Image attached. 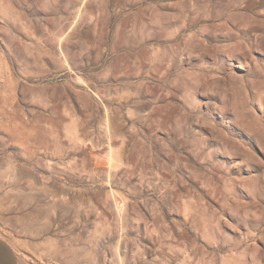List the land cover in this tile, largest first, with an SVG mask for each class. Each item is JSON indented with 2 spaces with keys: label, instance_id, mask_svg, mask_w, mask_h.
Segmentation results:
<instances>
[{
  "label": "rangeland",
  "instance_id": "rangeland-1",
  "mask_svg": "<svg viewBox=\"0 0 264 264\" xmlns=\"http://www.w3.org/2000/svg\"><path fill=\"white\" fill-rule=\"evenodd\" d=\"M0 235L264 264V0H0Z\"/></svg>",
  "mask_w": 264,
  "mask_h": 264
},
{
  "label": "crops",
  "instance_id": "crops-1",
  "mask_svg": "<svg viewBox=\"0 0 264 264\" xmlns=\"http://www.w3.org/2000/svg\"><path fill=\"white\" fill-rule=\"evenodd\" d=\"M0 264H21L20 256L14 246L0 235Z\"/></svg>",
  "mask_w": 264,
  "mask_h": 264
}]
</instances>
